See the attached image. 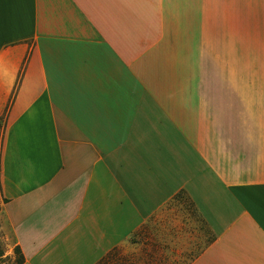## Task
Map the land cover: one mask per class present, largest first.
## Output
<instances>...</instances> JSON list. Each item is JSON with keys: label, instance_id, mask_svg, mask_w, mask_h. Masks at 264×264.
Wrapping results in <instances>:
<instances>
[{"label": "crops", "instance_id": "1", "mask_svg": "<svg viewBox=\"0 0 264 264\" xmlns=\"http://www.w3.org/2000/svg\"><path fill=\"white\" fill-rule=\"evenodd\" d=\"M0 197L23 264H264V0H0Z\"/></svg>", "mask_w": 264, "mask_h": 264}, {"label": "rangeland", "instance_id": "2", "mask_svg": "<svg viewBox=\"0 0 264 264\" xmlns=\"http://www.w3.org/2000/svg\"><path fill=\"white\" fill-rule=\"evenodd\" d=\"M1 208L2 198L0 197V264H15L18 256L14 254V246L11 245L9 235L3 224L1 218ZM169 210L173 212H177L178 210V212H180L181 214V223L183 224L181 226V228L183 229L182 233L173 235L172 239H167L169 240V242H171V246L177 247L173 250L179 249L178 245L181 243L183 244V239H188L187 235L191 233V230H195L198 234V237L195 236V239L191 238V240H194L195 247L197 246V250H200L204 245L210 242V235L202 226L200 219L196 216L195 211L193 210L191 204L186 200L184 195L181 194L176 197L170 204ZM185 229L188 230V234L186 236H184ZM191 240L188 239L190 246ZM125 249L127 252L132 253V255H134L133 252H136L132 251L129 247H126ZM195 255L196 253L193 252L192 249H187L186 253L178 254V258L180 259H177V262L175 264H187Z\"/></svg>", "mask_w": 264, "mask_h": 264}, {"label": "trees", "instance_id": "3", "mask_svg": "<svg viewBox=\"0 0 264 264\" xmlns=\"http://www.w3.org/2000/svg\"><path fill=\"white\" fill-rule=\"evenodd\" d=\"M142 231H140L138 234H140ZM131 242L133 243L134 240H131ZM14 254L18 256L15 261V264H23L24 259L18 247L14 248ZM97 264H135V262L134 260H131L130 257L121 256L119 249H114Z\"/></svg>", "mask_w": 264, "mask_h": 264}]
</instances>
